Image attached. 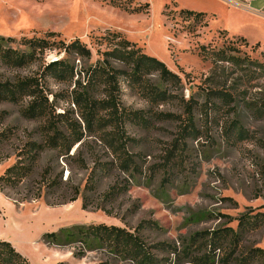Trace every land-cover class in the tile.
<instances>
[{"label":"rangeland","instance_id":"374dc122","mask_svg":"<svg viewBox=\"0 0 264 264\" xmlns=\"http://www.w3.org/2000/svg\"><path fill=\"white\" fill-rule=\"evenodd\" d=\"M101 1L109 2L0 0L3 48L26 52L23 38L44 39L50 45L26 67L0 65V81L37 80L49 116L22 117L30 99L0 104V131L14 133L0 146V175L26 142L43 141L50 122L65 136L72 130L81 135L67 154L44 151L32 176L5 190L12 203L0 198V241L16 248L29 264H47L42 259L51 258V252L55 264H135L75 235L77 228L103 225L137 235L146 247L164 245L175 253L150 249L157 264H194L206 258L210 264H264V220L238 228L241 217L251 223L264 214V21L230 13L214 0H117L127 10L147 3L146 15H128ZM180 10L205 14L206 27L180 17ZM107 34H119L180 79L176 89L157 75L147 79L175 98L161 104H150L123 77L118 79V110L140 113L144 124L128 120L116 128L104 123L88 129L83 108L73 103L77 94L86 92L82 73L102 64L104 53L114 48L102 39ZM74 40L87 48L89 59L55 49L58 42ZM207 45L223 49L231 61H201L198 49ZM56 61L72 68L71 80L48 75L45 68ZM104 63L126 71L118 62ZM211 92L224 96L223 101ZM87 93L102 101L110 92L99 86ZM188 102L197 135L176 145ZM107 119V112L97 113V121ZM111 138L122 142V148L113 152ZM28 195L40 198L14 205ZM226 229L237 239H222L212 253L209 235ZM51 233L60 242L48 247L42 235ZM68 234L74 236L69 239ZM255 250L263 255L253 256Z\"/></svg>","mask_w":264,"mask_h":264},{"label":"trees","instance_id":"16d2710c","mask_svg":"<svg viewBox=\"0 0 264 264\" xmlns=\"http://www.w3.org/2000/svg\"><path fill=\"white\" fill-rule=\"evenodd\" d=\"M105 3L110 8L122 10L123 13L128 15H139L148 14L149 5L145 3L142 7H138L135 10L125 9L117 0H109ZM180 17L184 18H194L198 20L204 27H206L205 19L206 15L202 13H195L190 11L180 10L178 12ZM106 45L113 46V50L104 53V62L115 61L120 63L126 68L125 72H120L113 69L108 63L102 62V64H97L87 68L83 74V80L85 81V86L83 88V94H77L73 98V103L79 108H83V122L86 124L88 129L95 126H102L104 123L111 125L112 127H118L119 122L125 121H135L144 124V119L141 117L140 113H131L125 110H118L117 102L114 99L117 95V83L120 77H123L129 86L137 88L142 97L148 101L150 104H161L169 100L175 99L173 96L167 94L166 91H159L158 89L149 85L147 79L152 75H157L158 79L163 83L168 85L172 89H176L180 86V79L177 75L170 72L164 64L156 60L155 58L146 56L140 52L139 49L135 48V44L126 41L121 38L119 34H107L102 38ZM2 40V38H0ZM7 41H12V39L7 38ZM20 43L26 52H18L17 50H12L10 48H3L0 44V65L7 69H21L32 64L38 54H43L44 51L50 50V45L44 39L31 38V39H21ZM114 43V44H113ZM59 47L55 49L62 50L66 56L75 55L81 59H89L90 53L85 48L84 45L80 44L78 40H74L69 44H63L58 42ZM257 46V44H256ZM198 57L201 61H211V62H225L228 63L229 58L226 56V52L222 50H213L210 45L200 46L198 49ZM45 70L49 73L51 78L59 81L66 79L71 80L73 78V71L70 66L65 62L56 61L50 63ZM103 86L109 90L106 100L96 101L92 100L87 91H91L96 87ZM212 98L219 101H223V97L219 93L211 92ZM23 99H30L28 107L21 111V116L25 119H38V118H48L47 108L48 104L44 96L42 95L40 86L37 80L34 79H17L13 82L11 81H0V104L7 103L10 105H17ZM186 111V124H184L183 129L180 131V136L176 140L175 144H179L181 140L185 138L195 137L197 132L193 127L192 110L193 107L191 103H187ZM100 111L108 113V119L104 121H97L96 116ZM159 118L161 116H158ZM50 122V121H49ZM56 125L50 122L48 124L44 139L41 143L26 142L14 155L15 161L12 165L7 167L3 173L0 175V193L7 197L4 192L5 190H14L18 188L22 182L30 178L37 166L40 155L46 150H57L60 153H66L71 148L74 143L80 142L81 135L77 134L75 131H71V134L65 136L61 133ZM14 133L12 129H5L0 131V146L12 140ZM109 147L113 152L118 151L122 148V142L111 138L109 140ZM182 143V142H181ZM170 154H172L170 152ZM173 155V154H172ZM127 159V158H126ZM125 165L131 164L129 160L123 161ZM39 196H27L21 200H15L14 205L22 204L30 201H36ZM74 202L71 199L69 203ZM84 209V207H82ZM249 223L245 216L238 220V228L245 230L251 224L254 226L259 223V219L264 220V214H258L254 216ZM65 231V230H61ZM75 235L82 240L96 241L103 244L108 249L112 250L113 253L118 258H123L130 260L135 264H157L155 258L151 255L150 249H157L171 254H175L170 251L168 247L164 245H159L153 248L146 247L145 244L141 242L137 235L130 234L122 229L115 227H107L103 225L98 226H88L85 228H77ZM71 239L74 234L66 235ZM234 237L236 240L237 236L233 234L231 230L226 229L218 234L215 231L209 235V246L211 252L214 253L219 249V243L222 239L226 237ZM196 237L193 238L195 240ZM42 241L46 246H56L58 245L59 238L56 234H43ZM253 256L263 255L259 250L254 251ZM78 257L79 256L78 254ZM212 259V257L210 258ZM207 261L199 262L194 260V264H210L209 258ZM228 263V262H223ZM0 264H29L28 261L18 254L13 247L3 241H0ZM63 264V263H62Z\"/></svg>","mask_w":264,"mask_h":264},{"label":"crops","instance_id":"0c3cea01","mask_svg":"<svg viewBox=\"0 0 264 264\" xmlns=\"http://www.w3.org/2000/svg\"><path fill=\"white\" fill-rule=\"evenodd\" d=\"M214 1H216L219 5H222V7H225L226 10L230 13H237V12L245 13L246 15H250L252 17H256L264 21V0H214ZM0 198L12 203L8 198H6L1 193H0ZM13 249L17 251L16 248L13 247ZM47 251L50 252V249ZM56 259L57 258H55V254L51 252V258L45 256V258H43L42 261L47 262V264H55Z\"/></svg>","mask_w":264,"mask_h":264}]
</instances>
